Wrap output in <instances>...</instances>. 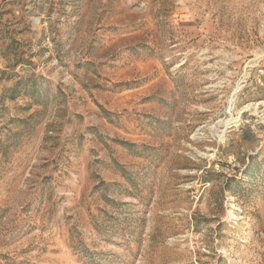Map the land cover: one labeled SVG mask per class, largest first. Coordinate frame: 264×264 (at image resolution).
Wrapping results in <instances>:
<instances>
[{
	"label": "rangeland",
	"instance_id": "rangeland-1",
	"mask_svg": "<svg viewBox=\"0 0 264 264\" xmlns=\"http://www.w3.org/2000/svg\"><path fill=\"white\" fill-rule=\"evenodd\" d=\"M0 264H264V0H0Z\"/></svg>",
	"mask_w": 264,
	"mask_h": 264
}]
</instances>
